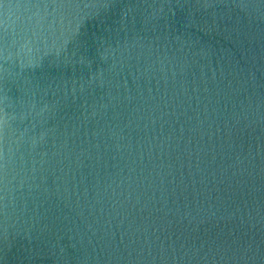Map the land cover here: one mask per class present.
Listing matches in <instances>:
<instances>
[{
	"label": "water",
	"instance_id": "water-1",
	"mask_svg": "<svg viewBox=\"0 0 264 264\" xmlns=\"http://www.w3.org/2000/svg\"><path fill=\"white\" fill-rule=\"evenodd\" d=\"M0 264H264V0H0Z\"/></svg>",
	"mask_w": 264,
	"mask_h": 264
}]
</instances>
